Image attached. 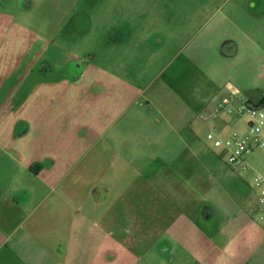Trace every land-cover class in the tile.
Returning <instances> with one entry per match:
<instances>
[{
  "label": "rangeland",
  "instance_id": "374dc122",
  "mask_svg": "<svg viewBox=\"0 0 264 264\" xmlns=\"http://www.w3.org/2000/svg\"><path fill=\"white\" fill-rule=\"evenodd\" d=\"M76 76L122 77V104L133 105L121 118L130 124L121 130L122 161H94L104 140L92 151L91 136L73 129L81 123L69 87ZM224 99L233 108L264 99V0H0V181L12 188L18 162L32 170L16 171L22 189L9 194L18 209L0 226V264H37V243L55 251L49 234L68 239L102 228L131 251L117 264H171L183 252L178 234L187 264H264V205L254 182L264 179V147L234 166L207 139L245 131L246 117L218 110ZM200 108L216 114L202 120ZM53 126L71 132L54 142ZM177 136L184 170L162 160ZM45 162L57 175L33 177ZM100 180L106 192L92 193ZM82 216L83 226L71 225ZM168 237L173 252H159Z\"/></svg>",
  "mask_w": 264,
  "mask_h": 264
},
{
  "label": "crops",
  "instance_id": "0c3cea01",
  "mask_svg": "<svg viewBox=\"0 0 264 264\" xmlns=\"http://www.w3.org/2000/svg\"><path fill=\"white\" fill-rule=\"evenodd\" d=\"M82 17V15H81ZM83 19H86V16L83 14ZM74 33H77L73 28H71ZM170 66V61L167 60L166 65L163 67L164 70H168ZM165 72V71H164ZM171 74V72H170ZM168 73V76H178L180 74V71L178 67L176 68V72L172 73L170 75ZM176 74V75H175ZM156 77V76H155ZM71 84L69 87L74 90L75 97L80 99V111L79 118H81V123L73 124V129L75 132L77 130H80V132L86 136H91V147L92 151L95 150L98 145L100 144L101 140H104L103 147L98 150V153L96 154L94 161L96 162H105L108 157L113 156V158L117 161L123 160V154H122V128L125 126H130V124H123L121 122V118L123 114L126 112L127 109H129L132 105V103H126L122 104V90H121V83H122V77L121 76H76V79L70 82ZM256 103V102H253ZM142 107V106H141ZM150 104L147 102L146 104V113L151 112L150 111ZM202 108V107H201ZM201 108L197 110V115L200 116L202 120H208L216 114V111H212L211 109L207 108L205 112H201ZM142 108L138 109V112ZM137 113V112H136ZM71 127V126H70ZM70 127H65L63 130L58 131V128L56 126H53L51 129V138L54 140V142H58L61 139L62 134H65V136H68V132H71ZM178 128V126H176ZM19 129V128H18ZM113 129V130H112ZM118 129V130H116ZM239 129V128H238ZM17 130L18 137L21 139H24L26 133L28 132V128L26 130V127H22ZM241 130V129H240ZM243 130V126H242ZM245 130V127H244ZM243 130V131H244ZM107 132H111L108 134V139H105V135ZM224 136V135H223ZM264 136V134H263ZM181 139L179 136H177V140H175V149H173L171 154H168L162 158L165 162H170L173 160H176L175 166L181 169H186V156H180V148L178 147L180 145ZM182 143V142H181ZM128 147V146H126ZM175 150V152H174ZM174 152V153H173ZM2 153V149H1ZM124 153H128L127 151ZM6 155L8 158L9 155ZM48 158V157H44ZM50 163L53 164V161L56 160L54 155L50 154ZM90 158V156L88 157ZM45 160V159H44ZM51 164L44 163V166L38 169L37 172H33L32 175L35 178H43V180H47L48 177L52 178L57 175L58 172L53 171V169H50ZM19 170H15L12 175H10V178H12L14 181L12 188L9 189V186H5L2 181L0 184V194L2 197L3 202H0V226L7 225L9 223L10 214L8 209L10 207H14L15 209H18V203L16 202H10L9 194L14 193L22 189L18 185L17 181V175L19 173L22 174L23 177L31 176L29 172H32L29 167L21 162H18ZM114 166V164H113ZM31 170V171H30ZM160 170L164 169H153L148 171V173L152 174H158ZM6 169H1L0 175L5 172ZM75 171V168H70L69 170L61 171L60 176L68 177V175L72 174ZM138 171H141L139 169H135L136 173H139ZM80 175H82V171H77ZM106 170L102 169L98 175H104ZM121 172V168H114L110 169V174L112 177H118V175ZM99 177V176H98ZM103 177V176H101ZM104 178V177H103ZM99 184H102V186H96L92 193H103L106 192V188H104V181L100 180L98 181ZM117 182H114L112 184V192L116 193L115 188L117 187ZM154 187V186H153ZM111 189V188H109ZM154 191L159 194L158 190ZM108 192V191H107ZM23 199L27 200L28 195L27 192L23 193ZM9 218V219H8ZM14 218H17V216H14ZM87 219V218H86ZM86 219L82 217L73 218L71 225L76 226H83L84 222H87ZM5 232H3L2 228H0V238L3 237ZM52 234V233H51ZM49 234L48 237L53 238V245L55 246V251H53L51 248L47 246V244H41L37 243L36 251L40 258L37 264H117V262L120 260L121 256H124V254H127L126 257L129 258L132 256L130 250H124L122 248L121 239L114 233L111 232L109 229L102 228L98 232L88 233V234H81L80 232L73 231L69 236L68 239H65L62 234L60 235H53L51 236ZM28 236H31L28 234ZM172 237L175 238V235ZM179 240H181L182 243H179ZM174 240L177 241L178 247H181L183 252H178L176 255L171 256V264L176 262V264H187L185 263V257L184 253L187 252V249L185 248V238L184 235H177V239ZM213 236L210 237V242H214ZM208 242V245L211 243ZM163 245H159L163 249H161L159 252L164 253H170L173 252V244L169 240V237L165 239V241L162 243ZM59 245V247L57 246ZM52 247V246H51ZM188 253V252H187ZM130 254V255H129ZM189 254V253H188ZM58 255L64 256V261L58 258ZM44 260H43V259ZM175 259H177L175 261ZM129 260V259H128ZM128 264H132V262L128 261Z\"/></svg>",
  "mask_w": 264,
  "mask_h": 264
},
{
  "label": "built area",
  "instance_id": "2783aa9c",
  "mask_svg": "<svg viewBox=\"0 0 264 264\" xmlns=\"http://www.w3.org/2000/svg\"><path fill=\"white\" fill-rule=\"evenodd\" d=\"M232 100V99H230ZM262 102L259 109H249L246 105L233 108L229 101L224 99L218 105V110L228 114L235 113L248 119L244 133H233L227 138H220L213 133L207 134V139L214 147H225L229 151L228 162L234 166H244V156L253 148L264 147V99L254 103ZM255 185L260 188L259 203L264 205V179L257 177L254 179ZM264 225V216L260 218Z\"/></svg>",
  "mask_w": 264,
  "mask_h": 264
},
{
  "label": "water",
  "instance_id": "95a60500",
  "mask_svg": "<svg viewBox=\"0 0 264 264\" xmlns=\"http://www.w3.org/2000/svg\"><path fill=\"white\" fill-rule=\"evenodd\" d=\"M262 102H263V101H261V102H259V104L255 105L252 101H247V102L245 103V105H246L249 109H259V108L261 107V105H262Z\"/></svg>",
  "mask_w": 264,
  "mask_h": 264
}]
</instances>
